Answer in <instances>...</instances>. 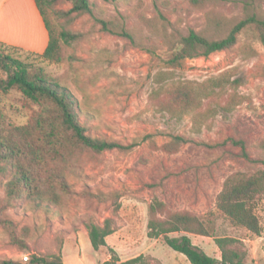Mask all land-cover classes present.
<instances>
[{"label": "rangeland", "instance_id": "374dc122", "mask_svg": "<svg viewBox=\"0 0 264 264\" xmlns=\"http://www.w3.org/2000/svg\"><path fill=\"white\" fill-rule=\"evenodd\" d=\"M246 1L264 18V0H221L202 8L188 0H89V13L51 17L57 31L65 28L80 34L78 40L61 44L58 60L0 46L3 53L65 85L78 101L79 119L88 134L131 145L102 153L78 146L61 149L48 165L52 169L61 162L76 167L75 172L69 171L70 166L65 170L71 193L61 194L58 205L44 202L37 207L23 197L4 208L3 215L28 249L13 243L11 231L0 225V261L24 263L25 255L29 259L33 253L60 252L64 264H101L111 247L122 260L142 254L150 264H191L162 236L148 237V207L159 200L164 203L159 217L174 211L215 215L212 237L188 232L170 233V237L187 235L215 258L220 253L214 237H236L246 251L244 264H264V198L256 207L260 235L233 226L216 209L217 195L230 174L264 169L260 146L264 140V46L257 32L247 27L231 48L186 59L181 67L164 65L165 29L174 35L200 30L208 11L239 20ZM53 7L67 11L71 3L58 0ZM226 71L230 80L204 98L196 114L172 116L159 106L161 98L152 97L156 89L172 81L201 82ZM159 73H165L161 82ZM5 78L0 68V128L32 124L42 113V103L17 88L4 90ZM231 95L232 103H239L227 110L224 105ZM175 135L184 142L166 151L163 146ZM5 181L6 175H0L1 204ZM116 191L121 206L113 211L108 196ZM89 193H102L105 198ZM106 217L114 220L116 231L106 237L107 245L94 249L85 223H102Z\"/></svg>", "mask_w": 264, "mask_h": 264}, {"label": "trees", "instance_id": "16d2710c", "mask_svg": "<svg viewBox=\"0 0 264 264\" xmlns=\"http://www.w3.org/2000/svg\"><path fill=\"white\" fill-rule=\"evenodd\" d=\"M48 31V44L40 55L45 59L58 60L62 43H71L79 39L80 34L54 27L51 17H60L72 13L81 14L91 12L89 0H66L71 3L67 11L54 9L58 0H34ZM221 0H188L190 5L202 8L206 5H217ZM243 17L239 20L227 18L215 11L206 13V22L202 29H188L184 34H163L167 45V57L164 65L168 68L181 67L186 59L208 56L209 54L231 48L240 32L253 28L258 39L264 46V18L250 8L249 1L244 2ZM123 34L129 36L123 30ZM2 47L14 48L26 52L21 48L0 43ZM29 53V52H27ZM153 54V52H151ZM154 55V54H153ZM0 68L6 72L2 81V88L19 89L26 97L42 103V113L32 124L0 128V175H6L4 183V203H0V225L11 231V241L21 249H28V245L13 231V223L5 215L4 208L11 206L13 201L27 197L35 206L42 203L58 205L60 195L71 193L66 180L65 170L75 172L72 164L58 162L52 169L48 161L60 154L61 149L82 147L94 153H102L110 149L126 150L131 145H124L118 141L92 137L86 131V126L79 119V104L70 90L56 79L47 75L42 69H35L29 64L12 58L10 54L0 50ZM165 73H159L161 82ZM228 71L218 76L210 77L201 82L195 80H177L161 86L153 92L152 97L160 99L159 106L170 115L181 117L183 114L195 113L204 98L214 93L216 87L230 80ZM163 96V98L161 97ZM231 97L224 108L231 110L235 104ZM196 114V113H195ZM196 116V115H195ZM184 138L175 135L173 140L166 143V151L177 149ZM241 150L244 152V145ZM264 149V140L260 143ZM264 164V160L262 161ZM91 197L103 200L102 193H89ZM112 199L113 211H118L119 192L109 195ZM264 198V169L253 173L234 172L223 182L217 195L216 209L236 227L244 228L256 235H260L262 226L256 213L258 202ZM164 209V203L154 200L149 204V219L147 221V235L150 238L163 237L165 243L173 250L182 253L191 264H244L246 251L242 248V241L232 236L214 237L219 250V258L212 257L200 247L193 244L187 235L170 237V233L188 232L196 235L210 236L214 213L199 216L189 211H174L159 217L158 213ZM90 243L94 249L107 245L106 237L116 231L111 217L103 219L102 223L89 220L85 223ZM0 264H64L59 253L31 254L27 262L4 259ZM101 264H150L142 254L120 259L113 248H109V257Z\"/></svg>", "mask_w": 264, "mask_h": 264}, {"label": "crops", "instance_id": "0c3cea01", "mask_svg": "<svg viewBox=\"0 0 264 264\" xmlns=\"http://www.w3.org/2000/svg\"><path fill=\"white\" fill-rule=\"evenodd\" d=\"M0 43L42 53L48 31L34 0H0Z\"/></svg>", "mask_w": 264, "mask_h": 264}, {"label": "built area", "instance_id": "2783aa9c", "mask_svg": "<svg viewBox=\"0 0 264 264\" xmlns=\"http://www.w3.org/2000/svg\"><path fill=\"white\" fill-rule=\"evenodd\" d=\"M28 260V256L27 255H25L24 257H23V261H27Z\"/></svg>", "mask_w": 264, "mask_h": 264}]
</instances>
